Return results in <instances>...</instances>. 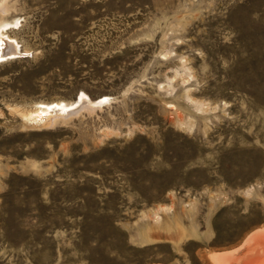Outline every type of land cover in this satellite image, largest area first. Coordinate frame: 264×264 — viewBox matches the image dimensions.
Returning <instances> with one entry per match:
<instances>
[{
	"label": "rangeland",
	"instance_id": "374dc122",
	"mask_svg": "<svg viewBox=\"0 0 264 264\" xmlns=\"http://www.w3.org/2000/svg\"><path fill=\"white\" fill-rule=\"evenodd\" d=\"M5 37L0 264L264 258V0H0Z\"/></svg>",
	"mask_w": 264,
	"mask_h": 264
},
{
	"label": "bare ground",
	"instance_id": "6f19581e",
	"mask_svg": "<svg viewBox=\"0 0 264 264\" xmlns=\"http://www.w3.org/2000/svg\"><path fill=\"white\" fill-rule=\"evenodd\" d=\"M18 50L15 46V44L6 39L5 38H1L0 40V59H7V58H12L18 55ZM96 106L93 105L92 103H90L87 100H82L79 104L72 106V107H61V106H55L52 109L49 110V121L53 122L56 121L57 118H69L71 116H75V114L84 111V110H92L94 109ZM58 120V119H57ZM258 235L260 234H255L251 237V239H249L250 241H257L258 244H263V240L260 238H256ZM219 259V256H216L215 259ZM224 259V258H223ZM221 260V259H220ZM229 260V261H228ZM233 259L230 258V256H228L227 258L220 261L221 264H231ZM254 263H249L246 262L245 264H264V258L260 259L259 261L257 260H253ZM217 262V261H216ZM218 263V262H217ZM234 263V262H233Z\"/></svg>",
	"mask_w": 264,
	"mask_h": 264
},
{
	"label": "crops",
	"instance_id": "0c3cea01",
	"mask_svg": "<svg viewBox=\"0 0 264 264\" xmlns=\"http://www.w3.org/2000/svg\"><path fill=\"white\" fill-rule=\"evenodd\" d=\"M158 264H162V263H158ZM241 264H245V263H241Z\"/></svg>",
	"mask_w": 264,
	"mask_h": 264
}]
</instances>
